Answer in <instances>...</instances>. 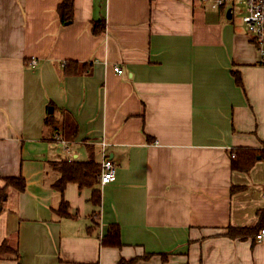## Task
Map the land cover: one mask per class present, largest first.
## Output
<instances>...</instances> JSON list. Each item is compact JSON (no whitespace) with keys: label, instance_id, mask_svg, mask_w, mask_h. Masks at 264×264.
Segmentation results:
<instances>
[{"label":"crops","instance_id":"0c3cea01","mask_svg":"<svg viewBox=\"0 0 264 264\" xmlns=\"http://www.w3.org/2000/svg\"><path fill=\"white\" fill-rule=\"evenodd\" d=\"M61 1L0 0V187L25 180L6 190L0 244L16 254L0 264H264V158L231 168L237 148L264 155V66L244 7L73 0L62 24ZM101 140L115 180L55 190L51 162L99 165ZM111 226L118 244L104 242Z\"/></svg>","mask_w":264,"mask_h":264},{"label":"trees","instance_id":"16d2710c","mask_svg":"<svg viewBox=\"0 0 264 264\" xmlns=\"http://www.w3.org/2000/svg\"><path fill=\"white\" fill-rule=\"evenodd\" d=\"M59 20L62 24L70 23L73 19V0H62L57 7ZM104 29V21H94V33H100ZM258 155L264 158L262 151L254 148H237L234 157L231 159V168L234 170L248 171L254 162L257 160ZM53 169L58 173L56 179L52 183V187L58 192L62 193L65 185L68 182H75L79 187L93 188L98 183L99 165L91 157L86 161L77 159H59L51 162ZM12 186L18 191H22L25 187V180L21 176H10L5 178V183L0 187V212L3 210L4 201L6 198L7 187ZM91 200L97 203L99 200V190L93 189ZM68 204L65 200H61L57 208V213L60 216H67ZM253 232L249 228H233L230 227L226 233L227 236L233 238L241 235L250 234ZM104 242L109 244H118V236L116 228L111 226L104 236ZM9 254H16V249L11 246L7 241L0 244V259Z\"/></svg>","mask_w":264,"mask_h":264},{"label":"built area","instance_id":"2783aa9c","mask_svg":"<svg viewBox=\"0 0 264 264\" xmlns=\"http://www.w3.org/2000/svg\"><path fill=\"white\" fill-rule=\"evenodd\" d=\"M208 1V5L217 9L218 7L226 3H237L244 7V14L242 16V21L246 25L247 32L251 41L253 42L257 54H258V64L264 66V0H202ZM36 60L31 58L29 64L34 65ZM114 70L121 72L118 66L114 67ZM107 142L101 140L100 150H101V161L99 163V174L98 183L100 186L105 185L109 182L115 180L116 177V167L112 159L106 153ZM234 157V154L231 155ZM264 199V194H263ZM264 238V227L260 228L255 235V239L260 241Z\"/></svg>","mask_w":264,"mask_h":264},{"label":"water","instance_id":"95a60500","mask_svg":"<svg viewBox=\"0 0 264 264\" xmlns=\"http://www.w3.org/2000/svg\"><path fill=\"white\" fill-rule=\"evenodd\" d=\"M229 12V11H228ZM50 110L52 109V108H49Z\"/></svg>","mask_w":264,"mask_h":264}]
</instances>
